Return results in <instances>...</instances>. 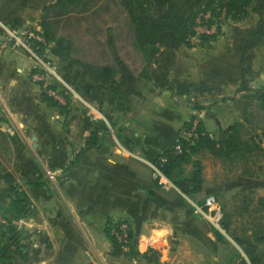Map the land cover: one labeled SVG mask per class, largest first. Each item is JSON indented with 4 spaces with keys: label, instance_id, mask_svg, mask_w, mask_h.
Listing matches in <instances>:
<instances>
[{
    "label": "crops",
    "instance_id": "obj_1",
    "mask_svg": "<svg viewBox=\"0 0 264 264\" xmlns=\"http://www.w3.org/2000/svg\"><path fill=\"white\" fill-rule=\"evenodd\" d=\"M58 1L0 0V161L8 157L4 165L16 178L11 184L0 180V203L17 190L31 202L28 215L16 224L23 255L11 253L5 264H253V259L264 264V214L237 212L225 228L195 207L214 197L225 212L228 200L239 204L241 195L264 196V151L227 168L204 149L214 162L203 161L202 191L193 197L162 189L151 167L194 115L217 140L240 119L233 104L225 116L222 110L230 107L223 102L242 85L241 72H264V0L209 43L205 72H117L111 84L101 85L79 66L71 72L63 62L61 78L92 107L72 103L66 109L43 97L31 79L33 63L26 52L4 42L3 25L43 32L44 20L60 39L50 22L64 13L51 7ZM249 77L256 84V77ZM167 81L205 84L198 96L203 111L167 89ZM91 121H104L111 134L100 147L84 150ZM121 221L131 227L132 248L115 255L105 228Z\"/></svg>",
    "mask_w": 264,
    "mask_h": 264
},
{
    "label": "trees",
    "instance_id": "obj_2",
    "mask_svg": "<svg viewBox=\"0 0 264 264\" xmlns=\"http://www.w3.org/2000/svg\"><path fill=\"white\" fill-rule=\"evenodd\" d=\"M82 0H59L51 7H59L61 9L77 6ZM262 0H160L157 6L153 5V0H120V5L125 10L129 22L134 33L135 44L137 48L145 55L146 66L142 70L147 74L146 67L158 61L160 51L163 47H172L179 50L182 47L191 45V37L197 20L203 16V24H205V15L209 14L213 18L219 17L224 13L226 20L244 19L250 10ZM158 11V22H154L150 14L152 9ZM211 24L213 20L206 21ZM169 26V31L167 30ZM44 29L43 34L48 43L55 42L52 53L59 56H66L68 49L64 47L63 39L55 38L50 24L42 21ZM214 40V39H213ZM81 71L88 75L94 81L104 84H111L117 76V70L111 65H94L91 63L76 61ZM164 86L176 94L188 93V87L206 88L205 84H197L190 81H167ZM245 91L244 96L247 101L244 114L240 119L235 120L225 130V138L217 140L210 136L209 132L202 126L198 130L201 135L194 144H189L187 140L178 137L173 145L168 148L156 161L161 164V159L165 158L166 162L162 165L163 172L181 189V191L191 197L200 193L203 187V172L199 161H194V170L190 176L185 174V165L192 161L200 149H206L213 157L234 162L235 160L245 161L254 154L264 151V125L255 121V113H264V85L259 87L245 86L241 89ZM49 101L53 106H58L56 102ZM227 98H223L226 100ZM63 108V105L59 106ZM196 108H202L197 105ZM88 126L92 128L89 138L86 140L84 150L100 147L105 138L111 134L110 127L104 121H98L95 124L88 122ZM253 127L255 130H251ZM182 144L183 152H176V145ZM78 158V157H77ZM0 180L11 184L16 181L15 175L7 169L0 170ZM35 185L42 183L37 181ZM23 193V194H22ZM238 199V209L242 212H264V196L256 199L249 195H241ZM30 199L17 190L15 198H11L9 212H13L12 223L14 224L15 234L11 237L12 244L0 248V255L3 261L10 259L11 253L23 255L21 243L22 231L16 230L17 221L28 215L30 210ZM223 212L222 226L228 228L226 221L227 214ZM120 222H108L105 228L107 237L110 239L115 255L124 252L123 245L112 234V229ZM132 234L128 243L129 249L132 248ZM253 259V264H258Z\"/></svg>",
    "mask_w": 264,
    "mask_h": 264
},
{
    "label": "rangeland",
    "instance_id": "obj_3",
    "mask_svg": "<svg viewBox=\"0 0 264 264\" xmlns=\"http://www.w3.org/2000/svg\"><path fill=\"white\" fill-rule=\"evenodd\" d=\"M159 2L160 0H153V5L157 6ZM61 10L64 13H58L57 15L52 16L53 19H51L50 22H52V27L61 33V39H63L64 44L68 43L67 55L62 57L63 60L61 58L56 59L52 54V46L46 47L45 50L43 49V55H45L47 59H53L59 65V69L63 62H67L68 66L70 65L69 69L71 72L77 71L78 65L76 64V61L79 60L94 65H111L117 70V72H142L146 66V58L135 44L132 26L125 10L120 5V0H82L77 6H72L70 10L69 8ZM150 16L154 22H158L157 9L153 8ZM208 20H213V22H211V24H207L206 21ZM204 22L205 24H203V16L197 20L198 25L194 28L190 46L182 47L179 50H174L172 47H163L160 51L158 61L146 67L147 72H205L206 67H204L205 65H203V62H206L204 60L206 48L210 45L209 43L212 44L213 41L221 38L224 33V28H227L229 24L234 21L226 20L223 13L217 18H213L207 14ZM167 30L169 31V26H167ZM212 63L216 65L215 60L212 61L211 64ZM214 65L213 69H217V65ZM241 73L243 74L242 85L237 89L233 96L228 98V100H230L229 102H223L228 104L230 107L222 110L225 116L230 115V112H232L233 108L236 107L239 109L241 118L244 114L245 105L247 103L244 98L246 92L241 89L245 86L259 87L264 85V72H249V78L252 76L254 78L256 77V84L249 82L247 79L248 72ZM53 81L56 88H63L62 83L57 81L56 78H54L52 82ZM257 81L261 82L258 84ZM197 84L203 83L198 82ZM188 90V93L183 94L185 96V100L191 103L197 112L203 111V101H199L198 99L200 90H203V88H197V86L194 88L188 87ZM42 95L46 101L53 106L49 101V96L44 92H42ZM236 96H240L239 101L238 103H233L236 101ZM67 97L69 103L63 106V109L69 108L72 103L73 105H78L79 103L87 105L80 100L73 99L72 94L69 96L67 95ZM82 97L89 103V99L85 96ZM220 99L222 98H219V100ZM51 100L56 102L58 105L54 107L60 109V103H58L55 99L51 98ZM232 104L233 108H231ZM197 105H201L202 108H196ZM88 117L90 118L93 116L89 114ZM255 121L264 125V113L256 112ZM195 124H197V127L202 126L205 129L207 128L203 124V118L199 117V115H194L193 118H190L183 125L180 136L182 135L184 129H190ZM251 130L255 129L251 127ZM0 144L4 145L1 135ZM203 150L204 149H200L199 152L193 156L192 161L185 165V174L187 176H190L194 170V161L200 162L202 172L203 161L205 164H211L214 162L211 160V157L204 155ZM6 157L2 158L0 161V170L6 169L5 166L7 164L4 165V163H7L5 162ZM241 162L242 161L240 160L229 162L218 159V164L227 168L237 165L239 166ZM20 191L23 192V190ZM7 197L8 199L5 203H0V248L8 243L12 244L11 237L16 232L14 224L12 223V218L15 214L13 212H9L8 210L11 202V196L9 195ZM12 198H15V196ZM254 198L256 199L257 197L254 196ZM233 202L234 204L231 200L225 202L224 210L227 213V222H232L231 218L233 215L240 212L237 207V200H233ZM255 214L256 216H259L263 215L264 212H255ZM246 222V224L252 223L249 221ZM234 223L238 224V226L239 224H245L242 221H235ZM16 230L22 231L21 229ZM1 263L5 264L7 262L3 261L2 256L0 255V264Z\"/></svg>",
    "mask_w": 264,
    "mask_h": 264
},
{
    "label": "built area",
    "instance_id": "obj_4",
    "mask_svg": "<svg viewBox=\"0 0 264 264\" xmlns=\"http://www.w3.org/2000/svg\"><path fill=\"white\" fill-rule=\"evenodd\" d=\"M5 30V44L10 45L15 50H23L32 60L31 79L36 83L42 92L46 93L50 98L55 99L60 105H67L69 103L67 95L72 94L73 99L80 100L86 103L90 108L91 105L83 99L69 84H67L59 74V65L52 59H47L43 55V49L49 46L43 32L34 27H28L20 32H15L8 29L3 25ZM54 78L60 81L63 88L58 89L54 85ZM11 128H7V131L11 132ZM205 132L198 130L197 124L190 129H184L182 132V138L187 140L189 144H194L201 135ZM211 136V134H210ZM177 153L183 152L182 144H178L175 147ZM166 162L165 158L161 159V164H151L152 174L157 184L167 191L182 192L181 189L163 172L162 165ZM197 211L202 215H207L217 227H222L223 212L222 209L216 205L214 197H209L204 205L195 206ZM208 210L206 211L205 210ZM22 221V220H21ZM112 234L123 245V250L129 249L128 243L130 240L131 227L128 222L121 221L116 227L112 229Z\"/></svg>",
    "mask_w": 264,
    "mask_h": 264
},
{
    "label": "water",
    "instance_id": "obj_5",
    "mask_svg": "<svg viewBox=\"0 0 264 264\" xmlns=\"http://www.w3.org/2000/svg\"><path fill=\"white\" fill-rule=\"evenodd\" d=\"M64 47H65V48H68V43H65V44H64ZM161 141H163V140H161Z\"/></svg>",
    "mask_w": 264,
    "mask_h": 264
}]
</instances>
